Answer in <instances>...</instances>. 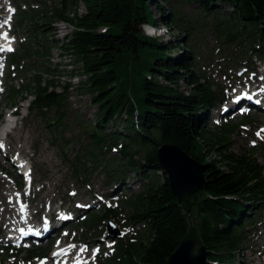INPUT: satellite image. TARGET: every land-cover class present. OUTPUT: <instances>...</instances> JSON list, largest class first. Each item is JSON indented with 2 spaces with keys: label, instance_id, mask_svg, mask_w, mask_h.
Masks as SVG:
<instances>
[{
  "label": "trees",
  "instance_id": "1",
  "mask_svg": "<svg viewBox=\"0 0 264 264\" xmlns=\"http://www.w3.org/2000/svg\"><path fill=\"white\" fill-rule=\"evenodd\" d=\"M56 1L50 16L53 22L33 24L32 29L45 32V28L51 34L54 22L70 26V33L53 43L68 59L65 67L70 69L66 73L86 77L82 89L91 95L97 109L93 126L85 132L89 148L76 153L69 162L71 171L79 176L87 156L96 163L104 154L106 163L93 168L92 173L101 170L110 182L116 176L119 182L128 172L140 179L138 191H130L119 204L129 210L127 221L143 230L142 239L119 242L109 264H166L186 239L205 247L206 264L238 262L246 230L264 208V168L253 158L254 153H232L237 123L205 125L199 120V111L215 107L218 95L213 83L193 74L190 59L194 54L175 57L173 51L183 52L184 44L165 45L144 34L145 26L157 25L151 12L153 4L160 8L155 0ZM77 1L85 12L69 17L66 11ZM177 3L196 7L200 18L170 13L161 17L168 29L189 37L201 19L205 25L212 24L217 36L246 38L251 52H257L255 43L264 45V0ZM216 6L231 12L222 15ZM25 18L21 14L18 23ZM48 43L44 34L33 32L17 52L9 55L8 76L11 68L23 77L28 72L33 75L25 86L8 87L5 104L16 106L31 97L29 113L46 119L53 113L47 127L63 135L65 93L72 85L58 84L62 71L60 65L50 63ZM258 52L263 53L264 48ZM32 58L40 62L22 64ZM60 87L62 91L57 92ZM245 121L243 118L241 123ZM110 126L117 129L108 135L105 130ZM163 144L177 147L202 166L205 183L200 192L180 202L173 195L157 159ZM110 149L118 155H105ZM112 219L111 210L103 209L84 225L90 228Z\"/></svg>",
  "mask_w": 264,
  "mask_h": 264
},
{
  "label": "rangeland",
  "instance_id": "2",
  "mask_svg": "<svg viewBox=\"0 0 264 264\" xmlns=\"http://www.w3.org/2000/svg\"><path fill=\"white\" fill-rule=\"evenodd\" d=\"M155 1L160 6V8H157L155 4L151 5L152 15L160 28L159 36L155 39L165 45L174 44L175 42L184 44L185 50L183 52L179 49L174 50V56L180 57L184 53H193L194 57L192 56V59H190L193 64V74L208 79L214 85V92L218 94L215 105L219 109L216 111L208 109L205 112L200 110L199 120L204 122L205 125L219 124L223 122V118L227 117L232 123L236 124L241 123L242 119L246 118V121L238 126L234 134L232 153H254L253 158L264 168V132L261 131L264 129V112L253 109L248 113L241 114L240 109L245 106L243 104L236 106L230 112L225 111V107L231 103L235 93L250 88L247 81L258 80L261 83V80H264V73L261 74L264 72V65L259 67V61H264V52L261 54L258 52L264 48L263 43H255L256 45L253 48L257 52H251L249 41L246 38L227 39L224 35L217 36L215 30L212 29V24L205 25V22H202L201 19L194 25L195 29L189 37L174 28L164 30L161 28L163 26L161 17L166 18L170 16V13L178 12L185 18L197 20L200 18L198 10L192 5L177 3L178 0ZM56 3V0H0V18L5 13L6 7L11 9L10 13L14 12V15L8 13L6 16L12 20L10 31L17 39L15 50H18L21 41L32 35L33 32L38 33V35L44 34L52 40L53 35H55L54 39L62 41L64 36L71 31L70 26L64 22H54L51 25L52 31L55 32L52 35L45 28H43L45 32L42 29H32L33 24L40 26L53 22L50 21V16L53 8L57 6ZM216 8L222 15H228L231 12V9L227 7L216 6ZM84 12L83 5L78 1L71 3L66 11L69 17L74 13L80 16ZM21 14H24L26 18L18 23ZM208 21L210 20L208 19ZM48 41L50 63L53 66L60 65L59 70L62 71V75L58 78V84L60 86H64L66 83L72 85V88H69L65 93L67 96V110L63 135L56 134L47 127V122L53 113L48 116L49 119L30 114L28 109L32 100L31 97H27L26 101L22 103L18 102L17 104L21 106L20 117L12 134L15 137L13 143L19 147H14V150H12L10 139H7V144L2 142L4 147L0 148V170L3 171L0 172V177L16 185L9 190L11 195L25 194L34 205L40 203L41 197L49 195L53 200L51 207L58 209L62 205L63 210L58 212L69 214L72 221L60 228L56 234L43 239V242L38 245L33 243L34 240H25L19 247L15 246L13 242L7 241L11 236V233L8 232L10 226L0 223V264H42L43 259L47 260L45 264H50L49 258L58 247L65 248L75 244V249L81 250L85 247L90 248L95 243L100 245V249L98 250L95 247L93 249L95 254H88L90 264H109V260L114 256L116 245L112 247L106 245L113 243L111 239L106 237V225L98 223L97 226L87 228L82 223L88 221L91 216L99 214L106 207L115 216L113 221L120 231L122 239L129 240L131 243L141 240L143 230L137 224L131 225L132 221H127L129 210L119 204L120 199L128 195L130 191H138L140 179H137L136 173L128 172L125 174L126 178L119 180V182L117 176L114 181L110 182L103 171L98 170L92 173L93 168L103 167L106 163V161H103L104 154L97 159L96 163H92L90 156H87L83 163L85 171H81L80 177L72 173L69 162L77 152L89 148L85 132L89 130L90 126H93L97 109L93 106L91 95L82 89L86 78L80 76L70 77L66 73L70 67H65L68 64V59L60 54L53 42L49 39ZM38 62L40 61L36 62L33 58L25 61L26 65L31 66ZM64 70L65 72H63ZM32 75V72H28L25 78L16 82L18 85L12 83L11 86L17 87L30 83L29 79ZM3 76L5 85L2 88L0 97L1 122L11 111L12 106L5 104L7 96L5 92L10 86L8 85L10 79H6L4 72ZM14 76L16 78L18 74L11 77ZM234 83L235 85H233ZM181 86L187 91L184 84H181ZM61 91V87L57 89V92ZM114 127H108L105 133L112 134L117 129V127ZM258 132L260 133L259 136L257 135ZM15 153H22L29 160L30 176L33 181L30 188L27 186V181L18 174L16 164L15 168L12 169L11 167L10 162L15 163ZM114 154L118 155V153L110 151L105 153V155L111 156ZM4 158L10 161L8 162ZM7 170L10 171V175H6ZM129 175L130 177H128ZM20 176L23 182L21 191L18 188L20 186ZM3 187L0 182V191L3 190ZM96 190H100L99 198L97 200L89 198L88 201H92V204L88 208V206H85L87 201H80V199H83L88 192ZM70 206L75 207L76 210L69 212L68 207ZM45 207L43 210H38L37 219L33 221L32 226L43 222L44 219L51 220ZM253 220L251 227L249 226L246 230L243 251L235 264H264V210L258 216L256 213Z\"/></svg>",
  "mask_w": 264,
  "mask_h": 264
},
{
  "label": "bare ground",
  "instance_id": "3",
  "mask_svg": "<svg viewBox=\"0 0 264 264\" xmlns=\"http://www.w3.org/2000/svg\"><path fill=\"white\" fill-rule=\"evenodd\" d=\"M145 28V27H144ZM164 29V28H163ZM166 30V29H164ZM147 31V29L145 30ZM160 31V29H159ZM162 31V30H161ZM263 81L261 80V83ZM236 83V82H235ZM235 83L233 85H235ZM248 85L255 86L258 88L260 86V83L258 80L253 81L249 80L247 81ZM235 98L234 100L228 104L225 108L226 111H231L234 109V107L238 104L244 103V99H240L242 96V93H235ZM259 98L264 99V92L260 93L258 92ZM262 107V106H261ZM262 109H264L262 107ZM8 139L12 141V144L10 145V148L14 150L15 148H18L19 146L15 145L13 142L15 140V137L13 134L8 136ZM2 141V138L0 139ZM7 144V141H6ZM7 160V158H4ZM48 159V158H47ZM8 162L10 161L9 159L7 160ZM5 161V162H7ZM12 169L15 168V165L11 163ZM3 170L1 169L0 172ZM6 175H10V171H6ZM0 182L3 184V190L0 191V223H4L6 226L11 225L14 230L11 231V238L8 240L9 242L17 241L19 239L23 240H29V239H36L38 240L39 238H44L52 234H56L58 232L59 227L62 225H66L70 221H72L71 217L69 214H63L62 212H58L63 210L62 205L58 209H54L51 207V204L53 200L49 195H44L40 199V203L38 205H34L31 201H29V197L26 196L25 194L19 195L17 198V195H11L10 194V189L15 187V184H11L10 181H7V179L0 177ZM100 190L96 191H90L87 193V195L83 198L80 199V201H87L85 203V206H88V208L91 207L92 201H88L89 198L91 199H98L99 198V193ZM19 203V205H18ZM26 204L27 208L25 211L21 212V205ZM46 206V207H45ZM45 207L47 213H49V217L53 219V222L49 224H45L40 226L41 223L37 226L36 225H31L34 220L37 219L36 215H38L39 211L38 210H43ZM37 209V210H35ZM86 210V208H84ZM76 210L75 207H68L69 212H74ZM83 210V209H81ZM79 214V213H77ZM58 215H60L58 218H56ZM20 229H23V232L20 231ZM61 247H58L57 249L59 250ZM64 251H67V254L64 255L66 260H72L71 263L69 264H76L74 261H81L82 264H89L90 261L88 260V255L86 254L85 251L81 252L78 249H75L74 247H67L64 249ZM58 253V252H56ZM59 255H57L58 257ZM62 257L63 255L60 254ZM72 256V259L70 258ZM56 258V256H53V259Z\"/></svg>",
  "mask_w": 264,
  "mask_h": 264
},
{
  "label": "water",
  "instance_id": "4",
  "mask_svg": "<svg viewBox=\"0 0 264 264\" xmlns=\"http://www.w3.org/2000/svg\"><path fill=\"white\" fill-rule=\"evenodd\" d=\"M157 159L173 195L179 202L203 189L205 180L202 166L177 147L161 145L157 150ZM108 230L114 232L112 223L108 224ZM206 258L204 246L198 247L197 241L186 239L179 244L166 264H206Z\"/></svg>",
  "mask_w": 264,
  "mask_h": 264
},
{
  "label": "snow or ice",
  "instance_id": "5",
  "mask_svg": "<svg viewBox=\"0 0 264 264\" xmlns=\"http://www.w3.org/2000/svg\"><path fill=\"white\" fill-rule=\"evenodd\" d=\"M11 50V49H9ZM262 132H264V129L261 130ZM257 135L259 136L260 133L258 132ZM4 147V144L2 142H0V148H3ZM25 175H28L27 173ZM17 195V198L19 197V193L16 194ZM27 208V205L26 204H22L21 205V212L25 211V209ZM21 232H23V229H20ZM59 243V242H58ZM70 247H75V245H71ZM85 249H81L80 251L83 252ZM64 250L61 251V253H57L56 255H60V254H63ZM42 264H45V262L42 261ZM76 264H82L81 261L77 260L76 261Z\"/></svg>",
  "mask_w": 264,
  "mask_h": 264
}]
</instances>
